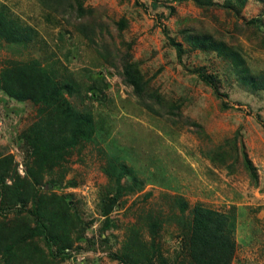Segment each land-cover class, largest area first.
<instances>
[{
    "label": "rangeland",
    "instance_id": "1",
    "mask_svg": "<svg viewBox=\"0 0 264 264\" xmlns=\"http://www.w3.org/2000/svg\"><path fill=\"white\" fill-rule=\"evenodd\" d=\"M61 1L0 0V264H197V206L264 264V0Z\"/></svg>",
    "mask_w": 264,
    "mask_h": 264
},
{
    "label": "trees",
    "instance_id": "2",
    "mask_svg": "<svg viewBox=\"0 0 264 264\" xmlns=\"http://www.w3.org/2000/svg\"><path fill=\"white\" fill-rule=\"evenodd\" d=\"M42 5L60 14L64 21L70 25H77L85 21L86 15L83 7H75L73 3H62L61 0H39ZM186 1V0H180ZM198 6H212L210 0H194ZM122 28V27H121ZM0 31L4 32L9 40L28 42L33 38V30L28 26L17 25L9 21L0 9ZM92 45H97L90 38ZM126 56V55H125ZM119 58L122 66L124 83L133 89L134 95L140 102L150 100L147 96L146 84L140 78L136 66L127 61L126 57ZM264 80V79H259ZM48 86V85H47ZM229 216L221 212L197 206L194 214L193 231L190 238V255L197 264H228L230 256L235 249L231 244Z\"/></svg>",
    "mask_w": 264,
    "mask_h": 264
}]
</instances>
